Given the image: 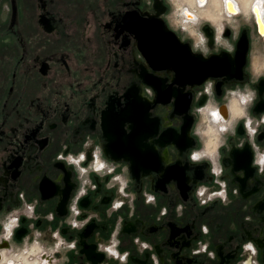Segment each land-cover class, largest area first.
<instances>
[{"label": "flooded vegetation", "instance_id": "1", "mask_svg": "<svg viewBox=\"0 0 264 264\" xmlns=\"http://www.w3.org/2000/svg\"><path fill=\"white\" fill-rule=\"evenodd\" d=\"M172 29L169 0H0V154L11 153L0 166V217L18 206L21 191L29 202L39 200L38 214L57 213L53 230L62 226L67 238L80 240L79 255L68 254L70 264L117 263L96 252V243L108 239L117 217H123L119 238L121 251L132 253L129 264H152L147 252L137 251V236L153 244L162 264H240V245L252 238L264 264V175L251 167L247 143L243 150L235 147L246 139L242 125L228 148L221 149L222 179L231 200L227 207L218 199L200 206L197 186L218 185L207 174L206 162H188L196 144L190 135L198 117L191 113L198 106L200 84L215 78L223 102V91L250 83L256 28L241 27L233 55H211L225 73L208 77L187 71V59L194 54ZM204 30L212 36L209 26ZM225 35H231L230 29ZM257 87L261 99L253 111L259 114L264 111V79ZM87 137L103 144L117 173L129 169L128 191L137 199L134 215L125 205L109 218L106 210L116 191L104 186L107 178L93 175L97 191H89L80 204L82 212L97 213L99 222L93 220L78 234L66 223L76 175L56 156L64 145L80 150ZM257 142L264 144V133ZM165 161L172 164L165 167ZM240 170L243 178L236 174ZM62 173L63 188L54 182ZM144 192L156 195V207L144 204ZM177 204L184 205L182 216ZM162 207L168 214L160 218ZM29 223L22 221L17 239ZM202 224L210 228L208 236L201 233ZM37 226L49 227L47 221ZM198 241H210L217 259L193 257Z\"/></svg>", "mask_w": 264, "mask_h": 264}, {"label": "clouds", "instance_id": "2", "mask_svg": "<svg viewBox=\"0 0 264 264\" xmlns=\"http://www.w3.org/2000/svg\"><path fill=\"white\" fill-rule=\"evenodd\" d=\"M169 4L172 31L181 33L184 37L179 39L181 43H188L191 52L202 56L205 60L221 51L233 55L236 52L233 41L239 40L241 27L254 25L256 28V41L249 52L250 83L223 91V102H221L216 93L217 80L211 77L205 79L200 84L202 89L199 93L200 99L197 101L198 106L195 112L191 113L195 118L198 117V120L190 135L195 137L196 144L190 148L188 162L194 166L206 162L209 165L206 169L207 174L213 178V183L218 185V188L212 189L207 184H199L194 195L201 207L217 199L227 207L231 200L228 195V183L222 179L225 174V164L221 149L228 148L229 140L235 138L241 125L246 139L235 144V147L243 150L247 143L253 153L251 167L256 169V173L264 175V144L257 142L261 133H264V111L259 114L253 111L261 99L257 85L264 79V31L260 30V26L264 25V0H169ZM5 11H10L7 5ZM205 25L212 30L211 37L204 30ZM226 29H230V36L225 35ZM202 97H206L203 104L200 103ZM222 106L226 114L222 111ZM10 155V152L0 154V166L8 162ZM56 162L64 163L65 167L76 175V180L73 181L77 187L73 190L67 206L66 223L69 231L79 234L93 220L99 222L97 213L82 212L80 204L83 198L88 197L89 191H97L98 184L93 182V175L100 180L107 178L104 186L109 192L113 189L116 191V198L111 200V206L106 210L109 218L125 205L129 209V216L134 215L137 195L128 191L129 169L124 168L117 173L115 164L105 154L103 144H96L87 137L78 151H70L68 146L64 145V150L56 156ZM164 164L167 167L172 163L165 161ZM236 174L241 178L244 176L242 170ZM63 176L62 173L59 179L54 181L61 188L64 187ZM2 186L3 184L0 183V187ZM236 194H238L237 190L233 189V195ZM143 196L146 206L156 207L155 194L144 192ZM18 200L17 207L10 208L0 217V264H70L68 254L79 255L80 240L67 238L62 232V226L53 230L51 224L55 222L57 213L50 211L46 215L38 214L39 200L29 202L23 191L19 192ZM183 209V204H177V215L182 216ZM167 214L168 209L162 207L160 218ZM22 221H31V223L27 226L26 234L17 239V232L23 227ZM37 221H47L49 227L42 230L37 226ZM123 224V217H117L116 225L108 239L96 243V252L102 253L105 259L116 261L117 264H129L132 255L130 250L121 251L122 241L119 236ZM200 231L204 236H208L210 228L207 224H202ZM133 243L141 255L146 252L149 254L152 264H162L153 244L141 240L139 236ZM210 243V241H198L191 255L193 257L206 255L209 260H216L217 253L210 250ZM240 248L243 256L240 264H261L259 259L261 249L255 239H247Z\"/></svg>", "mask_w": 264, "mask_h": 264}, {"label": "water", "instance_id": "3", "mask_svg": "<svg viewBox=\"0 0 264 264\" xmlns=\"http://www.w3.org/2000/svg\"><path fill=\"white\" fill-rule=\"evenodd\" d=\"M162 58L166 59V57H162ZM187 60H188L186 63L187 71L190 74L201 73L204 74L203 77H208L209 75H220L225 73V71L222 69L223 68L222 64L219 63L218 61L219 59H217L215 56L207 59L205 63H204L205 59H203L201 56L192 55L188 57ZM97 263L98 262L96 261L95 264Z\"/></svg>", "mask_w": 264, "mask_h": 264}, {"label": "bare ground", "instance_id": "4", "mask_svg": "<svg viewBox=\"0 0 264 264\" xmlns=\"http://www.w3.org/2000/svg\"><path fill=\"white\" fill-rule=\"evenodd\" d=\"M260 30L264 31V25H261V26H260ZM222 110H223V109H222ZM223 111H225V113H226V110H223Z\"/></svg>", "mask_w": 264, "mask_h": 264}, {"label": "rangeland", "instance_id": "5", "mask_svg": "<svg viewBox=\"0 0 264 264\" xmlns=\"http://www.w3.org/2000/svg\"><path fill=\"white\" fill-rule=\"evenodd\" d=\"M255 41H256V34H254V43H255ZM115 264H117V263H115Z\"/></svg>", "mask_w": 264, "mask_h": 264}]
</instances>
